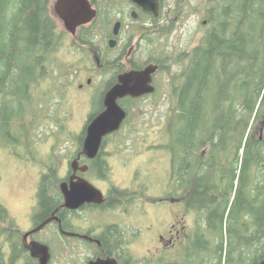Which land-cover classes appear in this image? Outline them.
Returning <instances> with one entry per match:
<instances>
[{"label":"rangeland","instance_id":"obj_1","mask_svg":"<svg viewBox=\"0 0 264 264\" xmlns=\"http://www.w3.org/2000/svg\"><path fill=\"white\" fill-rule=\"evenodd\" d=\"M55 1L51 0L49 13L57 27L62 23L54 16ZM95 1L100 8V15L94 24L91 44L84 45L73 37L67 38L59 31L60 40L57 42L61 43L63 40L64 47L62 45L57 56L56 51L53 52L55 55L45 56L38 78L33 82L28 80L25 88H19L20 98L16 99V103L13 101L7 105L8 113H11L13 119L11 125L3 127L0 124V204L15 219H20L16 220L21 225L28 222L26 214L32 209L30 197L39 178L42 181L46 179L50 189L58 192V185L77 152L82 128L99 107L98 93L105 88L114 74L109 67L99 69L95 53L103 54L106 61L112 62L120 53H124L125 46L126 52L132 46L136 48L132 58L138 65L144 66L152 59H162L160 62L165 68L156 76L158 90L153 96L126 104L130 110L127 122L121 131L109 138L103 148L102 158L107 164L105 178L94 170L86 177L103 192L121 189L136 193L134 200L137 205L141 191L149 198L162 197V186L167 180L165 145L177 101L171 85L174 77L189 62L184 56H189L202 39L207 0H163L164 19L156 22L154 25H158L153 26L151 31L144 29L151 25L146 17H131L134 6L131 0ZM118 20L124 23L122 44L117 50H112L106 40L112 35L114 24ZM122 62L126 63V60L123 59ZM88 78L92 80L91 85L82 92L76 90V84H86ZM71 85L74 87H70ZM261 124L262 121L259 120L252 127V138L255 141L261 136ZM8 128L16 130L17 135L20 129L23 134L19 136L21 146L17 145L15 150L20 153L21 148L25 149L26 156L32 161L35 156L37 163H22L25 161L20 159L15 160L21 162L14 163L11 160L8 153L11 141L5 134ZM243 154L242 151L239 152L241 161ZM240 173H243L248 182L245 191H250L254 181L259 182L260 187L264 185V162L248 169L243 168L241 162L236 189L240 186ZM133 178L135 182L137 180V187L134 182L130 183ZM257 188L253 187V190ZM257 204L263 207L264 197L257 200ZM156 206L161 204L143 202L141 209L147 210ZM133 221L137 224L135 219ZM251 223L249 220V238L253 234L256 236V227ZM137 226V239L150 232L147 227L139 224ZM233 227L232 217L227 214L223 226L220 225L219 239L216 235L212 236L213 249L217 241L222 244L220 255L214 250L210 253L214 264H255L259 256L262 258L259 262L264 261V241L262 245L249 244L246 252L244 249L242 253L241 248L236 250L238 241L231 234ZM61 239L56 236L50 243L56 255L53 264H68L72 260L83 264L86 258H65L66 253L61 250ZM154 246L139 241L135 244L137 264H153L151 257L155 251ZM204 255L205 253L201 257Z\"/></svg>","mask_w":264,"mask_h":264},{"label":"flooded vegetation","instance_id":"obj_2","mask_svg":"<svg viewBox=\"0 0 264 264\" xmlns=\"http://www.w3.org/2000/svg\"><path fill=\"white\" fill-rule=\"evenodd\" d=\"M89 2L92 8L97 11V17L91 23L78 27L75 34L66 29L57 13L58 0L54 2V16L62 23V25H57L55 29L56 40H60L59 31H61L67 38L73 37L84 45L91 44L89 36L91 37L94 32V24L99 18L100 8L96 5L95 0H89ZM159 3L158 16L144 11L143 8L133 3L131 17L134 19L141 16L146 17L151 25L144 27V29L151 31L153 26L158 25V23L154 24L163 21L165 16V4L163 0H159ZM117 22L121 23L119 33L114 35L113 27L112 35L106 40L108 47L112 50H117L122 44L121 36L124 23L118 20L115 24ZM204 25H207L206 20H204ZM111 41L116 42L114 47L110 46ZM62 45L63 47L65 45L63 40L61 43L60 41L57 42L50 54H56L55 56H57ZM126 47L124 53H120L112 62L106 61L103 54L95 53L99 69L109 67L114 74L105 88L98 93V97H100L99 107L96 108L95 114L91 116L87 125L82 128V137L79 139L77 152L73 156L69 170L58 185V192L50 189L51 187L46 179L43 185V181L39 178L30 197V207L32 209L29 214H26L28 222L23 225L19 224L20 219L16 218L17 221L10 211L3 206L6 214L3 213L0 216V264H40L38 259L40 257L33 256L29 249L30 245L33 244L47 246L51 255L48 264H53L56 255L50 243L56 236L62 238L60 240L61 243L63 242L61 250L66 253L65 258H86L83 264H98L99 262L101 264H137L134 246L138 241L143 242V244L151 243L155 245V251L151 257L153 264H214V258H211L212 250L216 251L218 255L217 247L220 244L217 241L213 249L212 236L216 235L219 239L220 233V225L217 223L218 213L215 211L223 202V197L228 196L229 182L234 172L235 149L231 142L229 144L218 143L219 137H214L210 139L212 142L197 143L196 149L190 153V158L187 161L184 151L178 153L176 157L171 147L169 127L168 142L165 145L167 180L162 186V197L149 198L144 191H141L139 205L135 204L136 193L121 189L103 192L86 177L91 170H94L102 178H105L104 171L107 164L102 158L103 148L109 138L121 131L127 122L130 110L126 107V104L153 96L158 90L155 82L156 76L165 68V65L161 63L162 59H152L144 66L138 65L132 58L136 48L132 46L126 52ZM123 59L126 60V63L122 62ZM185 59L190 60V57L187 56ZM149 65L158 67V70L152 76V86L155 91L140 97L127 96L120 99L119 104L127 113L126 120L117 132L103 139L101 149L95 159L87 158L83 154L87 126L98 114L105 110L104 97L106 93L120 82L119 78L122 75L143 71ZM124 66L126 67L123 68ZM39 72L34 74L36 78H38ZM91 82L92 80L88 78L86 84L85 82L76 84V90L82 92L87 86L91 85ZM171 86L174 87L173 84ZM70 87H74V85ZM260 131L259 140L262 141L264 139V120ZM5 134L6 138L11 141L8 153L14 163L21 161H25L22 163H37L35 156L33 161L26 156L25 149L21 148L22 152L20 149V153L15 150L17 145L21 146L19 136L22 132L20 129L18 135L16 130L12 128H8ZM250 135L252 137V128L250 129ZM242 152L244 153V150ZM243 158L244 154L242 160ZM75 161H78L76 171L72 167ZM83 167H87V170L82 171ZM82 180L88 181L102 192V203L86 202L76 209L65 207V196L61 190L62 184H67V189L71 190L72 186L78 185ZM132 182L136 187L138 186L137 180L135 182L134 178L130 183L132 184ZM213 186H215L214 189ZM245 194L249 195V191H246ZM208 198L214 200L210 205L207 204L210 202ZM234 198L235 193L230 196L231 204L235 200ZM143 202H149L152 205L161 204V206L144 210L141 209ZM227 214L229 217V211ZM133 219L137 224L134 223ZM249 220L248 211L242 210L240 222L233 224L234 227L231 230V234L236 237L238 244L242 242V253L244 249L246 252V247L249 245L247 241L249 239ZM138 224L147 227L150 231L148 234H143L139 239L135 237ZM204 253L205 255L201 257ZM68 264L78 263L76 260H72Z\"/></svg>","mask_w":264,"mask_h":264},{"label":"trees","instance_id":"obj_3","mask_svg":"<svg viewBox=\"0 0 264 264\" xmlns=\"http://www.w3.org/2000/svg\"><path fill=\"white\" fill-rule=\"evenodd\" d=\"M50 2L0 0V124L3 127H9L13 121L7 105L16 103L20 98L19 88H25L28 80L37 79L34 74L57 43ZM205 12L207 26L204 25L202 39L190 53L189 62L173 79L177 101L169 125L171 147L176 157L184 151L188 161L197 143L205 144L214 137H219L218 143L231 142L235 149L234 172L228 196L219 204L221 209L215 211L217 223L223 226L229 208L233 224L240 222L242 210L248 211L250 223L256 227V236L253 234L248 244L262 245L264 206H258L257 200L264 197V185L260 187L254 181L248 195L243 173L237 189L235 183L241 162L246 169L264 162V139L255 141L250 135L252 126L264 120V0H207ZM243 150L241 161L239 152ZM253 187L258 188L253 190ZM233 193L235 200L231 204ZM208 200V205L214 202L213 198ZM3 213L6 210L0 204V216ZM221 248L219 244V255ZM239 248L242 242L236 250ZM261 259L259 256L255 264Z\"/></svg>","mask_w":264,"mask_h":264},{"label":"water","instance_id":"obj_4","mask_svg":"<svg viewBox=\"0 0 264 264\" xmlns=\"http://www.w3.org/2000/svg\"><path fill=\"white\" fill-rule=\"evenodd\" d=\"M148 13L158 16L160 11L159 0H131ZM57 13L65 24L67 30L72 34L76 33L78 27L91 23L97 17V11L92 8L89 0H58ZM121 23L114 26V35L119 33ZM115 41L110 42L114 47ZM158 70L155 65L147 66L143 71L130 72L122 75L120 82L112 87L104 97L105 110L98 114L87 126L86 138L84 140L83 154L89 159H95L101 149L103 139L108 135L117 132L127 118L126 111L120 106L119 100L127 96L140 97L151 94L155 91L152 86L153 74ZM78 161L72 165L76 171ZM82 171L87 170L83 167ZM61 190L65 196V207L76 209L86 202L102 203L103 194L86 180L78 185L67 189V184H62ZM29 249L33 256H38L40 264H48L50 261L49 248L42 244L30 245ZM98 264H101L100 262ZM105 264V263H102ZM264 264V261L259 262Z\"/></svg>","mask_w":264,"mask_h":264}]
</instances>
